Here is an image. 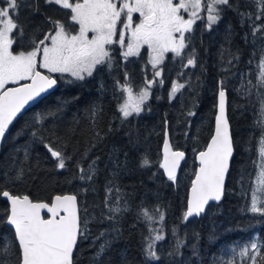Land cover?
I'll use <instances>...</instances> for the list:
<instances>
[{
  "label": "trees",
  "instance_id": "16d2710c",
  "mask_svg": "<svg viewBox=\"0 0 264 264\" xmlns=\"http://www.w3.org/2000/svg\"><path fill=\"white\" fill-rule=\"evenodd\" d=\"M18 2L15 19L26 35L14 46L17 51L28 46L33 35L42 38L51 27L46 16L67 20L65 10L44 0ZM230 3L232 7H224L223 18L210 30L204 20L193 25L185 34L189 43L183 56L166 54L159 77L153 76L156 69L148 62L146 48L125 58L119 45L109 46L111 67L99 65L84 80L59 78L56 88L6 133L0 147V189L45 202L56 194L77 195L79 215L87 228L74 250V264H227L233 258L231 249L238 252L253 241L264 245V216L249 211L257 172L253 161L258 162V142L264 132L259 123L264 88L257 84L264 34L254 37L252 28L254 23L264 25V19L241 17L244 12L255 14L254 0ZM4 6L0 0V7ZM189 55L195 56L194 67L183 66ZM151 79L156 82L143 111L124 119L118 110L125 97L120 85L130 83L139 91ZM173 82L185 84L174 97L170 96ZM220 87L226 91L234 146L223 198L199 217L185 220L196 155L212 134ZM190 111L194 115L189 116ZM38 116L44 118L37 122ZM165 132L173 149L185 152L175 182L159 166ZM49 143L71 157L64 169L56 167L45 147ZM145 157L150 163L142 166ZM80 168L83 175L92 173V179H80ZM20 169L24 174L17 178ZM7 209L0 196V244L11 246L14 232L3 222ZM142 209L154 217L151 222ZM150 229L163 236L155 241L159 259L144 252L146 238L156 234ZM236 264L251 262L237 256Z\"/></svg>",
  "mask_w": 264,
  "mask_h": 264
},
{
  "label": "snow or ice",
  "instance_id": "6c2138e0",
  "mask_svg": "<svg viewBox=\"0 0 264 264\" xmlns=\"http://www.w3.org/2000/svg\"><path fill=\"white\" fill-rule=\"evenodd\" d=\"M44 3L65 10L67 20L46 16L45 20L51 27L43 33L42 38L33 35L28 46L19 51L14 46L19 45L26 35L23 25L15 19L20 4L18 0H4L6 6L0 7V141L4 140L9 126L25 106L53 89L59 78L67 75L75 80H84L86 76H92L99 65L107 63L111 67L109 46L119 45L124 49L122 55L125 58L139 55L146 46L150 57L148 62L153 69H157L166 54L183 56L189 43V37L185 34L193 30L198 20H204L206 28L210 30L223 18L224 7H232L230 0H44ZM254 3L255 14L240 13L242 18L253 20L254 15V21L264 19V0H254ZM136 14L138 22L134 20ZM258 32L264 34V25L254 23L252 35L255 37ZM195 65V56L189 55L183 66ZM40 69L46 70L47 74ZM258 69L257 84L264 88V57ZM53 74H60V77ZM160 75V70L153 74L154 78ZM155 82V79L146 80L145 86L138 92L133 90L130 83L120 85L126 94L118 108L124 119L143 111L151 85ZM184 87L183 83L173 82L170 96L174 97ZM260 104L259 123L264 127V97ZM188 115L194 113L190 111ZM43 118L38 116L37 122ZM36 135L33 132V136ZM45 147L57 161L56 167L64 169L66 160L71 157L50 143ZM233 152V139L226 115V91L220 87L214 133L203 150L197 152L199 168L191 182L185 220L204 212L209 201L221 200ZM184 159L185 152L173 150L165 132L163 159L159 166L169 181L177 180V170ZM149 163L145 157L142 166ZM253 163L257 172L249 211L264 216V132L258 142V162ZM79 171L82 173L80 179H92V173L83 175V168ZM23 174L24 170L20 169L17 178ZM0 196L10 204L3 222L14 229L13 244H0V264H74V250L87 228V222H82L79 215L77 195L58 194L50 202H34L28 195H16L0 189ZM42 210L47 211L48 218L42 216ZM109 211L119 212L120 209L110 208ZM142 214L149 222L154 219L147 209H142ZM163 218V213H160V220ZM153 232L156 230L150 229V233ZM146 239L145 255L159 259L155 241L162 240L163 236L156 232ZM180 247L178 242L175 254H179ZM231 252L233 258L227 264H236L237 256L241 261L249 260L251 264L264 260V245L256 241L244 245L238 252L233 248ZM11 257H15V260Z\"/></svg>",
  "mask_w": 264,
  "mask_h": 264
},
{
  "label": "water",
  "instance_id": "95a60500",
  "mask_svg": "<svg viewBox=\"0 0 264 264\" xmlns=\"http://www.w3.org/2000/svg\"><path fill=\"white\" fill-rule=\"evenodd\" d=\"M41 71V70H40ZM43 72V71H42ZM10 86H12V87H14L15 85H10ZM57 86V85H56ZM56 86L53 88V89H50V90H48V92H46V93H43L42 95H41V97L40 98H38L36 101H33V102H30L29 103V105H26L25 106V108L21 111V113H19L18 115H17V117L14 119V121H13V123L9 126V129L11 128V126L17 121V119L24 113V112H26L29 108H31L33 105H35L36 103H38L42 98H44L45 96H47L49 93H51L55 88H56ZM218 92H219V90H218ZM218 92H217V99H216V112H215V116H216V114H217V112H218ZM226 115H227V97H226ZM228 118V117H227ZM229 121V120H228ZM229 126H230V123H229ZM214 128H215V117H214V123H213V131H212V134L214 133ZM8 129V130H9ZM8 132V131H7ZM6 132V133H7ZM230 133H231V129H230ZM211 134V135H212ZM231 136H232V134H231ZM167 137H168V135H167ZM165 139V138H164ZM169 139V138H168ZM210 139V138H209ZM209 141V140H208ZM164 142V141H163ZM1 144H2V141H0V147H1ZM173 150H177V149H173ZM203 150V149H202ZM179 151H181V150H179ZM161 152H162V159H163V144H162V147H161ZM233 157V156H232ZM231 160H232V158H231ZM231 160H230V164H231ZM196 161H197V168H196V171L198 170V168H199V161H198V159H197V155H196ZM182 163H183V160L181 161V164H180V167H181V165H182ZM180 167H179V169H180ZM179 169L177 170V174H178V172H179ZM229 170H230V167H229ZM196 171H195V173H196ZM163 173H164V170H163ZM228 173H229V171H228ZM228 173L226 174V177H225V184H226V179H227V176H228ZM164 175L167 177V175L164 173ZM195 179V174H194V176H193V179L192 180H194ZM192 182V181H191ZM224 188H225V185H224ZM64 194H73V193H64ZM224 194V193H223ZM56 195H58V194H56ZM190 195H191V184H190V187H189V189H188V195H187V203H186V210H187V204H188V199H189V197H190ZM55 196V195H54ZM53 196V197H54ZM2 197V196H1ZM52 197V198H53ZM30 198V197H29ZM51 198V199H52ZM222 198H223V195H222ZM222 198H221V200H222ZM2 199H4L6 202H7V204H8V208L10 207V204H9V202L7 201V199L6 198H4V197H2ZM31 199V198H30ZM220 200V201H221ZM34 201V200H33ZM51 201V200H50ZM49 201V202H50ZM220 201H218V202H220ZM35 202V201H34ZM45 202V201H44ZM217 201H209L208 202V204L207 205H205V210L207 209V207L209 206V205H211V204H215V203H218ZM186 210H185V212H186ZM204 210V211H205ZM203 213V212H202ZM201 213V214H202ZM41 214H42V216H44V218H48V213H47V211L46 210H42L41 211ZM200 214V215H201ZM200 215H193V216H191V217H189L187 220H191V219H193V218H196V217H199ZM12 230H13V232H14V229H13V227L12 226H10V225H8Z\"/></svg>",
  "mask_w": 264,
  "mask_h": 264
},
{
  "label": "rangeland",
  "instance_id": "374dc122",
  "mask_svg": "<svg viewBox=\"0 0 264 264\" xmlns=\"http://www.w3.org/2000/svg\"><path fill=\"white\" fill-rule=\"evenodd\" d=\"M138 15V14H137ZM187 18V17H186ZM91 35V34H90ZM122 51H124V49H122ZM147 51H148V59L150 58L149 57V50L147 49ZM41 71H43V72H45L46 73V70H44V69H40ZM157 70H160L161 71V69H160V67L158 66V68L155 70V71H157ZM47 74V73H46ZM53 75H55V74H53ZM136 92H138V91H136ZM126 98V94H125V97H124V99ZM124 99L122 100V102L121 103H123V101H124ZM120 103V104H121Z\"/></svg>",
  "mask_w": 264,
  "mask_h": 264
},
{
  "label": "flooded vegetation",
  "instance_id": "af4514ba",
  "mask_svg": "<svg viewBox=\"0 0 264 264\" xmlns=\"http://www.w3.org/2000/svg\"><path fill=\"white\" fill-rule=\"evenodd\" d=\"M138 15L136 14V15H134V20H136L137 22H138ZM144 48H146L147 49V47L145 46ZM168 54H170V53H168Z\"/></svg>",
  "mask_w": 264,
  "mask_h": 264
}]
</instances>
